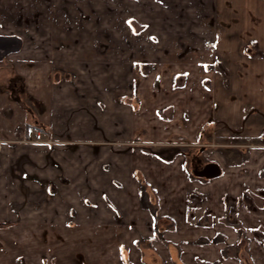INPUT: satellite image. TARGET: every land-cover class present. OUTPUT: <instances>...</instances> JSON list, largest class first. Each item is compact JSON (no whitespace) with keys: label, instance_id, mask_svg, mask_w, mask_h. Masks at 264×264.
Instances as JSON below:
<instances>
[{"label":"crops","instance_id":"0c3cea01","mask_svg":"<svg viewBox=\"0 0 264 264\" xmlns=\"http://www.w3.org/2000/svg\"><path fill=\"white\" fill-rule=\"evenodd\" d=\"M220 135L264 145V0H0V264H216Z\"/></svg>","mask_w":264,"mask_h":264},{"label":"rangeland","instance_id":"374dc122","mask_svg":"<svg viewBox=\"0 0 264 264\" xmlns=\"http://www.w3.org/2000/svg\"><path fill=\"white\" fill-rule=\"evenodd\" d=\"M210 140L195 147L197 154H188V161L194 162L192 177L194 168L201 169L208 163L220 165L222 176L210 181L189 177L188 186L194 190L186 198L206 203L212 198V203H207L215 208L212 221L220 217L223 226L216 237H201L197 243L187 244L186 258L196 250L208 255L217 252L216 264H264V145L234 135L213 136Z\"/></svg>","mask_w":264,"mask_h":264},{"label":"water","instance_id":"95a60500","mask_svg":"<svg viewBox=\"0 0 264 264\" xmlns=\"http://www.w3.org/2000/svg\"><path fill=\"white\" fill-rule=\"evenodd\" d=\"M193 175L197 178L216 179L221 177L222 168L217 163H208L201 169L199 167L194 168Z\"/></svg>","mask_w":264,"mask_h":264}]
</instances>
